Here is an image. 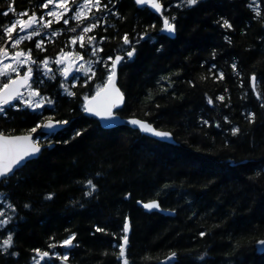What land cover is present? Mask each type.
I'll return each mask as SVG.
<instances>
[{"label": "trees", "instance_id": "obj_1", "mask_svg": "<svg viewBox=\"0 0 264 264\" xmlns=\"http://www.w3.org/2000/svg\"><path fill=\"white\" fill-rule=\"evenodd\" d=\"M33 1L0 0V47L9 45L3 27L14 11ZM259 1L260 6L253 0H161L175 28L168 37L148 6L114 0L113 13L90 31L98 53L91 78L71 85V96L54 78H41L38 86L50 105L42 111L6 109L0 116L4 133L30 131L46 117L67 124L46 135L38 129L35 135H45L39 142L52 147L0 182V212L9 206L12 213L0 226V264H60L55 251L66 253L69 264H123L126 218L127 264H162L171 253L166 264H264V252L257 250L264 238V0ZM72 34L45 39L42 49L34 39L17 47L35 59L52 58L69 46ZM116 54L122 55L117 84L125 98L117 112L169 130L176 143L126 126L104 129L83 113ZM149 199L175 214L145 212L138 200ZM9 235L11 246L5 248ZM72 235V245L62 246ZM37 250L49 255L38 259Z\"/></svg>", "mask_w": 264, "mask_h": 264}, {"label": "snow or ice", "instance_id": "obj_2", "mask_svg": "<svg viewBox=\"0 0 264 264\" xmlns=\"http://www.w3.org/2000/svg\"><path fill=\"white\" fill-rule=\"evenodd\" d=\"M55 0H46V2L42 5L44 8H48L49 4H53ZM197 2V0H186V3L189 5H193ZM67 3V0H60V2L57 4V7H64V5ZM137 4L144 5V4H150L152 8H154L156 11L161 10V5L157 2V0H136ZM88 4V0H84V4L80 6V8H84ZM95 7L97 10H100V0H95ZM9 11H13V9H9ZM65 13L68 11L67 8L64 9ZM85 15L86 13H81V11L78 9L77 12L74 15V19L79 20L81 15ZM3 15H8V12L3 13ZM18 16H27L28 14L20 13L17 14ZM48 16H57V12L55 11H49L47 13ZM60 16H63L64 13H60ZM44 21V17L37 18L36 14L33 13L31 16L28 17L27 20L25 19H17L14 21H11L8 25L3 27V34L7 37L8 41L12 42V46L15 48L18 46L23 40L25 39H31L33 36H37L40 34L38 29H35V25H37L40 22ZM58 22V21H57ZM63 22L65 24L68 23L67 19H64ZM52 21H47L43 23V26L45 28L49 27L51 25ZM19 26V31L16 32L17 28ZM97 25L92 24L90 26L84 27L81 35L78 37H73L71 43L75 44L77 40L81 41V47H84L83 41L85 39L86 33L90 32L93 28H95ZM225 27H230L227 21L224 22ZM29 29H35L31 32H29ZM73 32L76 31L75 28L71 29ZM163 30H166L169 33H172L175 31L174 24L166 17L163 21ZM16 32L15 38L13 37V33ZM20 32H28L27 36H20ZM55 34V33H53ZM95 37H88L89 43H91ZM123 42L125 44H129L130 41L128 39L127 34L123 37ZM42 41H38L36 44L37 48H40L42 46ZM134 51V50H133ZM133 51H128L127 56L131 57L133 55ZM96 49H93V55H95ZM8 50L6 48L0 47V57H8ZM62 56H71V53H64L62 52ZM24 57L25 60L31 61L30 52H24V51H17L14 53V55L11 56V59L17 61V63L20 62V58ZM75 60H83L84 58L80 55H75ZM109 60L112 61V67L110 74L107 78V82L101 86L94 96L91 98H86V102L84 105V111L90 114H93L97 117H100L103 120H112L114 119L113 115V109L118 107L120 103L123 101V96L120 92V90L115 85V75H116V65L119 61L122 60L121 56H116L114 59L109 57ZM32 63H35V61H32ZM45 67L48 65V61L45 60L42 62ZM56 65H62L65 63V61L61 58L56 59L55 61ZM235 68V66H233ZM84 70V75L91 78L89 76V73L92 72L91 63L89 62L87 65L84 63H80L77 67L72 68L69 66H65L60 68L61 75L67 80L68 77L71 75L73 71H81ZM32 68L29 67L26 72H24L23 76L18 79H12L9 82L5 83L2 88H0V106L7 105L13 100H19L20 103L24 104L26 107L35 110H38L42 108L46 103V98L42 97L39 93V91L35 89H30L27 93V98H25L24 94L20 91L21 87L27 86L29 84V81L32 76ZM50 72L51 69H48ZM9 72H15L18 73V69L14 65H10L7 63H3V60L0 59V76H5ZM94 74V73H93ZM221 78H223V74L221 73ZM253 79H255L253 77ZM64 85H62L63 87ZM72 87H75V84L72 85ZM68 95H73L74 93L70 91L69 89H65ZM218 99L223 100L224 98L218 97ZM210 104L213 103L211 99L208 101ZM48 104H51V100H47ZM67 123L66 121H53L51 118L48 119L46 123L43 124H37L36 127L31 129V133H36L38 129H46V130H52L55 127H58L60 124ZM128 123L132 125L139 126V128L142 131L145 132H152L154 135L158 137H167L169 136V133L166 132H160L155 131L151 128V126L145 122H142L138 119H130ZM238 129H233V134L238 132ZM27 134L23 136H4L3 134H0V177H4L8 175L9 173L13 172L16 168H18L20 165H22L27 158L30 156H33L40 152V145H39V139L38 137H34L33 135ZM79 135V133H77ZM88 185L93 188L94 185L91 180H89ZM146 209H154L158 208L159 205L157 202L153 201L150 203H146L143 205ZM3 213H0L2 215ZM97 231H101V229L97 228ZM124 243L120 245V257L124 258L123 264H127V259L125 258V246L127 244V232H128V224L125 223L124 225ZM203 235V233H202ZM11 236L3 241V246L5 248L11 246ZM74 240V235L69 236L67 239L61 242L62 246L64 247H70L72 245V241ZM264 243V242H261ZM52 247V245H50ZM38 255L43 257H47L49 255L48 252H39L37 250ZM175 254H172L174 257ZM172 257H169L171 259ZM63 260H67L68 257L65 255L62 257Z\"/></svg>", "mask_w": 264, "mask_h": 264}, {"label": "rangeland", "instance_id": "obj_3", "mask_svg": "<svg viewBox=\"0 0 264 264\" xmlns=\"http://www.w3.org/2000/svg\"><path fill=\"white\" fill-rule=\"evenodd\" d=\"M90 1L91 0H88V2H90ZM59 2H60V0H55V2L53 3L54 5L51 7V10L48 9V12L49 11H55V12H57L58 15L55 16V17L54 16H48L47 15L48 12H45V14H44V21L38 23L37 25H35V29H38L39 32H40V34L37 35V36H33L31 39H34L35 40V46H36V44H37L38 41H42L44 43V40L45 39L53 38L55 35H57L59 33H62L63 31L68 32V31H71V29L75 28L76 31L73 32V34L71 36H68L69 37L68 39H66V43L69 46L67 48H65V49H62L60 52H58L59 54L56 56V58L33 59V57L30 55L31 56V61L25 60V58L22 57V59L20 60L19 63H17V61H15V60L5 62L7 64L16 66L17 69H19L20 67H33V68H35L38 76L34 80V82L23 91V94H24L25 98H27L28 91L30 89H35V90L39 91V93H40V95L42 97L46 98L45 105H50V104L47 103V100H49V99L42 94V90L38 86L39 82L41 81L40 80L41 78L47 79V78L52 77V78H54L58 82L59 86L61 87V89L63 91L66 88L70 90L71 85L75 84L82 76H85L84 75V70L74 71V73L71 76H69L68 79L66 80L61 75L60 68L65 67V64L66 63H72L74 61H77L78 62L77 65H79L80 63H84V64L87 65L90 62L91 63V68H92V72H90V74H93L94 73V69H95V62H96L95 59L89 58V56H91V54H93V49H96V41L93 40L91 43H89V41L87 43H84V41H83L84 47H81L80 46L81 45V41H79V40H77L75 44H72L71 43L73 37H78L79 35H81V33H80L81 29L79 28L80 27L79 26V20L81 18H83L84 15L82 14L80 16V19L79 20L74 19L75 21L78 22L74 26H70V23H69L70 16H73L74 17V15H75V13L77 12L78 9L81 11V13H84V8L85 7L82 8V9L80 8V6L82 4H84V2H81V3H79L77 5L78 8L75 10V13H71L70 12L71 9H72L71 7H69V8H67L65 6L62 7V8L61 7H54L55 5L57 6V4ZM253 2H254V5L255 6H260V1L259 0H253ZM65 8L68 9V11L66 13L64 11ZM14 13H15V15L12 18L11 21H14V20H17V19H21V18L26 20L28 18V16L30 15L28 12H26L28 15L21 17V16H18L17 14L25 13V12H20V11L19 12H15L14 11ZM60 13H64V15L63 16H60L59 15ZM64 19H67L68 20V23L67 24H65L63 22ZM49 20L52 21V23H55L57 21L58 22L61 21V23L63 24L64 27H62V29L61 28L54 29V28H51L52 26L50 25L49 27L45 28L43 26V23L44 22H47ZM35 29H29V32H31V31H33ZM18 31H19V26H18L16 32H18ZM16 32H14L12 34L14 38L16 36ZM53 33H55V34H53ZM19 35L20 36H27L28 35V32H20ZM85 36H87V35H85ZM8 42H9V45L8 46H6L5 44H3V45H1V47L6 48V49H12V53H15L17 51H24L26 53L29 52V51H26V50H24L22 48H19L17 46L14 48L12 46V42L11 41H8ZM43 43H42V45H43ZM78 46H80V48L83 49L82 52L80 51V48H77ZM88 46H89V48H87ZM40 48L42 49V46ZM62 52H64V53H71L72 55L71 56H62L61 55ZM77 54L80 55V56H82L84 59L83 60H75L74 57ZM58 58L63 59L65 61V63L62 64V65H59V66L56 65L55 61ZM32 59L35 61V63H32V61H33ZM96 59H98V58H96ZM45 60L48 61L47 67H45L44 64L42 63ZM48 69H51V71L49 72ZM13 73H15V72H9L5 76H0V88L3 87L2 84L5 82L3 80L9 78V76H11V74H13ZM62 85H64V86L62 87ZM101 86H102V84L100 85V87ZM14 102L16 103V101H14ZM18 106H25V105L22 104V103H20V101L18 100V102L16 103V105L15 106H12V107H18ZM42 108H40L38 110L42 111ZM29 109H31V108H29ZM4 110L5 109H3V108L0 107V116L4 115V114H2V112ZM38 139L40 140V138H38ZM10 209L11 208L8 206L7 208H5L3 211L0 212V213H3L2 215H0V226H3L6 223V221L10 218V216L12 215ZM7 238H4L3 241L5 239H7ZM53 255H56L58 257H63L65 255L67 256L66 253H61L59 251L53 252ZM38 256H39L38 259H40L41 256L40 255H38Z\"/></svg>", "mask_w": 264, "mask_h": 264}, {"label": "water", "instance_id": "obj_4", "mask_svg": "<svg viewBox=\"0 0 264 264\" xmlns=\"http://www.w3.org/2000/svg\"><path fill=\"white\" fill-rule=\"evenodd\" d=\"M134 1L136 2V0H134ZM157 2L161 5V10H160V11H156L154 8L151 7L150 4H144V5L148 6V7L150 8V10H151L153 13H155L156 15H158L159 17H161L162 21H161V26H160V32L163 33V34H165V35H167L168 37H173V36L175 35V31L172 32V33H169V32H167L166 30H163V21H164V19L166 18V16L163 15V8H164V5H163V3L161 2V0H157ZM136 4H137V3H136ZM137 5L142 6V5H140V4H137ZM263 6H264V3H263ZM11 56H12V55H11ZM11 56H8V57L5 58L4 60L11 59ZM116 56H121V57H122V55H120V54H116V55L114 56V58H115ZM114 58H113V59H114ZM77 63H78L77 61H74V62H72L71 64H67V66L72 67V68H75L76 65H77ZM119 63H120V61L117 63V65H116V69H115V71H116V75H115V85H116V87L120 90V92H121V94H122V96H123V101H122V103H120V105H119L118 107H116L115 109H113V115H114L115 118L112 119V120H103V119H101L100 117H97V116H95V115H93V114H90V113L85 112V111H84V105H85L86 100L84 101V104H83V113H84L85 115H87V116H92V117L96 118V119L98 120L99 125H100L102 128H104V129L114 128V127H121V126H126V127H130V128H132V129H136V130H138L140 133H142V134H144V135H147V136H149V137L155 138V139H157V140H159V141L166 142V143H171V144L176 143V141H175V139H174L172 133H171L169 130L157 128V127H155L153 124H151L150 122H148L147 120H144V119H141V118H138V117H135V116H122V115H120V114L117 112V110H119V109L123 106V104H124V100H125V98H124V94H123L122 90L120 89V87H119L118 84H117V70H118V65H119ZM73 73H74V71L71 73V75H72ZM22 76H23V74H20V75H17V76H15V77L11 78L10 80H12V79H18V78H20V77H22ZM32 77H33V73H32L31 78H32ZM253 77H254V75L251 76V85H252V87L255 86V79H253ZM10 80H9V81H10ZM9 81H8V82H9ZM106 82H107V80L104 82V84H105ZM104 84H103V85H104ZM103 85H102V86H103ZM26 87H27V86L21 87L20 91L22 92V90H24ZM96 92H97V91H96ZM96 92H95V93H96ZM95 93H93V94H92L91 96H89L88 98H91L92 96H94ZM13 101H14V100H13ZM13 101H11L10 103H12ZM3 106H6V105H3ZM49 118H51V117H49ZM49 118H45V119L41 122V124L46 123V122L48 121ZM133 118L138 119V120H140V121H142V122H145V123L149 124V125L151 126V128L154 129L155 131H160V132H166V133H169V136H167V137H158V136L154 135L152 132H145V131H142V130L139 128V126L132 125V124L128 123V121H129L130 119H133ZM51 119H52L53 121H59V120H56V119H53V118H51ZM66 124H67V123L60 124L58 127H55L54 129H52V130H50V131H49V130H46V129H43V128H41V129H39V130H40L42 133L50 134V133H54V132H56V131H59L60 129H62L63 127H65ZM30 133H31V132H18V133H4V132H0V134H3L4 136H8V137H11V136H23V135H27V134H30ZM31 135L34 136L33 133H31ZM39 145H40V149L42 150V148H44V147H52L53 144H52V143H39ZM41 150H40V152H41ZM40 152H39V153H40ZM39 153H37V154H35V155L30 156L29 158H27V160H26L22 165H24L27 161L36 158V157L39 155ZM22 165H20V166H22ZM20 166H19V167H20ZM9 174H10V173H9ZM6 176H7V175H6ZM6 176H4V177H0V182H1ZM153 201H155V202L158 203V205H159L158 208H154V209L149 210V209H146V208L143 206L144 204H146V203H150V202H153ZM138 205L141 206L145 212L156 211V212H159V213H161V214H163V215H171V216L175 214L174 210L161 207L160 204H159V201H158L157 199H149V200H146V201H140V200H138ZM125 223L128 224V219H127V218H126V222H125ZM128 234H129V225H128V232H127L126 235L128 236ZM261 242H264V238L259 239V241L257 242V250H258L259 252H264V243H261ZM123 243H124V239H123V241H122V244H123ZM172 254H174V253H171V254L167 255L165 258H163V259L161 260V263H162V264H166V263H168V262L173 258ZM169 257H172V258L169 259ZM59 262H60V264H69L67 261L63 260L62 258H60Z\"/></svg>", "mask_w": 264, "mask_h": 264}, {"label": "flooded vegetation", "instance_id": "obj_5", "mask_svg": "<svg viewBox=\"0 0 264 264\" xmlns=\"http://www.w3.org/2000/svg\"><path fill=\"white\" fill-rule=\"evenodd\" d=\"M46 2V0H37V1H33L32 3H31V5H30V8H27L26 10H24V11H22V12H28L30 15L29 16H31L33 13H35L36 14V16H37V18L39 19V17H44V14H45V12H48V9L49 10H51V7L54 5V4H49V6H48V8H44V7H42V5L44 4ZM81 2H84V0H67V3L64 5L65 7H67V8H69V7H71L72 9H71V13H75V10L78 8L77 7V5L79 4V3H81ZM54 7H57L56 5L54 6ZM113 7H114V0H100V10H97V8L95 7V0H91L90 2H88V4L85 6V8H84V13H86V16L84 15L83 16V18H81L80 20H79V28L81 29V31H80V33H82V31H83V28L84 27H87V26H90V25H92V24H95V25H97V26H99V25H102V24H104V19H105V17L106 16H109L111 13H113ZM13 8H14V6H13ZM12 9V8H11ZM6 10H8V9H6ZM28 16V17H29ZM28 19V18H27ZM26 19V20H27ZM69 23H70V26H74L75 24H77L78 22L77 21H75L74 20V18H73V16H70V21H69ZM51 28H54V29H57V28H61L62 29V27H64L63 26V24L61 23V21H59V22H55V23H51ZM97 26L95 27V28H97ZM95 28H93V29H95ZM92 29V30H93ZM66 31H63L62 32V34L63 33H65ZM61 34V33H60ZM84 35H89L88 37H94L92 34H90V32H88V33H86V34H84ZM87 36H85V40H84V43H87L88 42V37ZM52 38H50V39H46V40H51ZM94 41H96V39H94ZM34 45H35V40H34ZM8 50V56H11V55H14V53H12V49H7ZM80 51L82 52L83 50L80 48ZM59 53H57L56 55H54L52 58H56V56L58 55ZM31 55V54H30ZM32 56V55H31ZM33 57V56H32ZM89 58H93V59H96V58H98V53H95V55H93V54H91V56H89ZM0 59H2L3 60V63H5V62H7V61H12L13 59H8V60H4L5 59V57H0ZM22 59V57L20 58V60ZM33 59H35L34 57H33ZM32 59V60H33ZM34 61V60H33ZM67 64L68 63H66L65 64V66H67ZM78 66V65H77ZM29 67H20L19 69H18V73H13V74H11V76H9V78H7V79H5V80H3V81H5L3 84H2V86L5 84V83H7L11 78H13V77H15V76H17V75H20V74H24V72H26L27 71V69H28ZM32 68V73H33V77L30 79V81H29V84H28V86H30L33 82H34V80L37 78V72H36V70H35V68H33V67H31ZM27 86V87H28ZM26 87V88H27ZM25 88V89H26ZM40 88V87H39ZM38 88V89H39ZM24 89V90H25ZM23 90V91H24ZM40 90V89H39ZM23 93V92H22ZM16 101V103L18 102V100H15ZM16 103L14 102V103H11V104H7L5 107L3 106V107H1V108H3V109H5L3 112H2V114H5L6 113V109L8 108V107H12V106H15L16 105ZM34 128V127H33ZM0 132H2V131H0ZM23 132H31V130L30 131H23ZM15 133H18V132H15ZM34 135H35V133H33ZM35 137H38V138H40V139H43V138H45V135H43V136H35ZM43 137V138H42Z\"/></svg>", "mask_w": 264, "mask_h": 264}]
</instances>
